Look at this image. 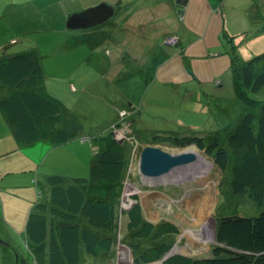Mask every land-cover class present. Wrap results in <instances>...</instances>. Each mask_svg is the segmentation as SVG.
Masks as SVG:
<instances>
[{
	"label": "rangeland",
	"instance_id": "374dc122",
	"mask_svg": "<svg viewBox=\"0 0 264 264\" xmlns=\"http://www.w3.org/2000/svg\"><path fill=\"white\" fill-rule=\"evenodd\" d=\"M67 1L72 2L74 0ZM243 2L245 1L230 0V22L227 23H237L241 19L240 24H238L240 25L238 35H241V30L249 29V21L244 17ZM6 6L7 4L4 3L3 8ZM156 15L150 22H158L164 17L161 13ZM224 32L230 35V39L232 38L233 33L231 31L228 33L225 30ZM189 33L192 32L188 30L183 35L187 34L186 39L188 37L193 40L195 33ZM196 34L201 35L197 31ZM221 35L225 44L223 32ZM214 36L212 34L211 38ZM173 37L170 40L169 38L165 39L166 37L163 38L164 45H169V48L173 47L174 50L171 53L180 50L179 48L175 49V36ZM232 41L238 42V47L241 46L237 37ZM65 45L66 43L63 46H58L57 52H54L51 58L58 57L57 59L62 63V67L59 69H64L71 77L70 79L75 80L76 90H71L70 83L66 82L70 79H65V77L60 79L48 76L50 80L46 81V87L50 95L53 88L55 97H61L60 94H63V104L68 111L74 112L81 124V129L65 143L58 144L48 139L33 144V148L36 147L34 154L39 162L37 164L41 169L40 173H37L38 171L35 169L36 174L41 176H36L41 183L37 185V188L41 190L42 184L46 185L44 178L55 173L68 177L66 179L70 181L71 177H88L89 165L94 152L102 145L99 136H104L105 133L113 131L114 128H116V132L113 131V138L124 143L127 148L124 174L115 186L117 219L112 248L109 251H100L97 258L82 253L79 264H137L134 262V257L138 252L134 253L135 251L133 252L129 247L131 233L126 229V217L120 213L121 210L126 211L133 203L134 199L131 195L138 196L144 217L148 221L155 225L168 221L177 227V233L167 235L163 239L171 244V253L189 257H210L212 248L215 245H221L215 241V219L227 215L249 217L261 212L264 208V201L257 205L250 202L247 196H234L230 189L229 172L221 170L214 163L213 158L197 148L196 145L176 147L169 141L158 143L152 141V137L157 135H197L204 137L205 142L217 137L220 143H224L229 130L236 125L239 118L249 110L255 113L260 108L259 104H248L241 99L233 82L231 66L227 67L228 63L226 64V60L224 62L223 55H211L216 53L214 50L205 55L210 60L213 59L215 74L220 79V82L216 81L219 86L214 84V79H210L209 83H203L201 87L202 81L209 79V74L205 76L200 71L202 74L197 76V71L193 70L194 74L189 70L191 61L194 63L192 66L200 64L202 61L199 54L190 52L191 49L179 56L172 55L158 64L162 66V69L150 85L152 80L149 82L148 79L152 72L151 68L154 61L161 60L159 55L151 57L150 68L136 76L134 69L129 66L132 61L127 60L126 68L122 66V62H115L114 65L110 62L112 67L103 64L107 61L95 64L87 60L90 53L84 52V46L80 48V46ZM232 48L234 47L232 46ZM252 50H239V54L244 59L250 54L263 53L264 46ZM183 58L187 59L184 63L180 61ZM203 61L209 60L204 59ZM46 62L49 63L47 60ZM175 63H181L184 66V71L176 70L174 68ZM91 71L96 72L97 75L95 76ZM111 72L113 77L110 75ZM147 83L149 84L147 85ZM200 88L209 94L224 98L221 100L208 99L210 104L221 103L225 105L226 102L229 103L222 115L212 107L213 105L192 104L193 101L186 98L184 91ZM145 90V94H147L145 99L148 100L150 97L149 102L153 105H148L146 108V104L143 103L141 106L146 115L149 114L150 117L154 118H148L144 121L143 127L137 129L138 126L136 127L134 124L135 120L132 122L130 114H121L117 106H119L121 96L127 97L130 101L134 98L138 100ZM158 91L163 92L166 98L155 100ZM243 92L245 93V91ZM180 94L184 95V100L177 98V95ZM245 97L264 99V92L261 91L259 94L246 92ZM162 103L167 106L160 108ZM15 143L14 139L7 142L4 138L0 139V144H3L2 148L5 150L13 148ZM146 145L158 146L170 153L197 150L200 156L209 163L201 162L196 168L194 163L191 166L175 169L171 171L172 173L162 177L146 178L138 172V156L141 148ZM33 178L35 179V177ZM44 190L46 191V189ZM95 192H98V189ZM3 193L4 191L1 192V194ZM124 195L126 196L124 197ZM39 199L41 198L39 197ZM4 204L6 207L7 201ZM13 207L17 209L16 206ZM3 219L1 213L0 221L5 223ZM5 226L0 224V264H12L16 251L28 253L29 247L26 244L28 240H24L19 233L14 232V229L7 227L9 237L5 236ZM210 230H213L212 238L209 234ZM43 258L44 256H38L36 264H48L47 260H43ZM161 261L162 259L147 264H161Z\"/></svg>",
	"mask_w": 264,
	"mask_h": 264
},
{
	"label": "trees",
	"instance_id": "16d2710c",
	"mask_svg": "<svg viewBox=\"0 0 264 264\" xmlns=\"http://www.w3.org/2000/svg\"><path fill=\"white\" fill-rule=\"evenodd\" d=\"M232 39L226 38L225 44L228 43V63L236 90L245 103L259 104L260 108L255 113L249 110L236 121L225 145L217 137L205 142L204 137L197 135H157L152 141H169L176 147L196 145L221 170L229 172L234 196H247L250 202L260 205L264 201V99L247 98L245 93L264 92V52L243 59L239 50L244 46L238 47ZM41 61L42 54L32 49L0 58V82L11 88V94L0 100V108L8 116L10 133L16 141L32 144L49 139L65 143L81 129V124L74 112L64 108L60 98L46 92L41 83L45 77ZM110 75L113 77L112 72ZM145 92L138 100L121 96L117 106L123 115L130 114L138 128L148 118H154L143 111V103L148 106ZM157 99L161 100V96L157 95ZM113 131L99 136L102 145L94 152L88 177H71V181L56 173L45 177L48 192L38 190L36 211L29 214L26 222L30 255L43 254L48 264H79L82 253L97 258L100 251L111 250L117 219L115 186L124 174L127 151L124 143L113 138ZM131 197L135 202L120 213L126 217V229L131 233L129 247L138 252L135 263L147 264L164 256L162 264H264V208L255 216L227 215L215 219V241L221 245L212 248L210 257L199 258L167 255L171 244L163 238L177 233V227L168 221L157 225L148 221L138 196ZM16 262L35 264L37 260H31L26 253L24 257L18 255Z\"/></svg>",
	"mask_w": 264,
	"mask_h": 264
},
{
	"label": "crops",
	"instance_id": "0c3cea01",
	"mask_svg": "<svg viewBox=\"0 0 264 264\" xmlns=\"http://www.w3.org/2000/svg\"><path fill=\"white\" fill-rule=\"evenodd\" d=\"M244 1V17L249 21V29L250 26L251 29L241 30V35L237 37V40L245 49L253 51L252 49L257 50L264 46V0ZM102 2L108 3L113 8L112 15L105 20L107 24L104 21L87 29H69L65 26L68 16ZM4 3L7 6L3 8ZM180 8L183 9V13L178 12ZM230 9V0H188L185 7L175 5V0H74L72 2L67 0H0V58L31 49L42 54L41 62H43L45 77L41 83L48 92L46 87V81L50 80L48 76L60 79L71 78L64 69H59L62 63L57 59L58 57L51 58V55L57 52L56 48L65 43V46H80V48L84 46V52L90 53L87 60L95 64L107 61L103 64L112 67L115 62H122V66L126 68L127 60L132 61L129 66L134 69L136 76L150 68L151 57L159 55L160 58L166 55L164 59L158 60L159 62H153L149 76V79L152 77V83L162 69V66L158 64L172 55L179 56L191 49L190 52L199 54L202 61L194 66L191 61L189 70L197 71V76L202 73L205 76L209 74V79L202 81L201 87L203 83H209L210 79H214V84L219 86L216 81L220 82V79L215 74L213 59L210 60L205 55L214 50L216 53L211 55H223L224 62L226 60V64L228 63V43L224 44L221 33L223 32V37L225 35L224 41L226 38L230 39V35L226 34L225 30L228 33L231 31L233 33L231 37L236 38L235 35L240 28L238 24L241 22L239 19L237 23H227L230 22ZM149 12L150 15H148ZM157 13L163 14L164 17L158 22H150L157 16ZM188 30L195 33L193 40L188 37L186 39L187 34L183 35ZM196 31L201 35L196 34ZM212 34L215 36L211 38ZM170 35L176 37L175 49H180L171 55L173 47L169 48V45L162 43L163 37ZM234 44L238 45V42ZM45 55L47 56L43 59ZM204 59L209 61H203ZM180 61L184 63L187 59L183 58ZM110 62L113 63L112 66ZM156 63L157 66H155ZM174 68L180 72L184 71L181 63H175ZM57 69H59L58 72ZM91 73L97 75L96 72L91 71ZM66 82L70 83L71 90H76L74 79ZM53 91H55L54 88L51 90V95L55 97ZM184 92L186 98L193 101L192 104L213 105L212 107L221 115L228 108V102L225 105L210 104L208 99L221 100L224 98L209 94L202 88ZM10 94L11 88L6 83L0 82V100L7 98ZM156 94L161 96V100L166 98L163 92L158 91ZM60 95L61 97L58 98L63 103V94ZM183 96L180 94L177 98L184 100ZM150 100L149 97L148 105H153L149 102ZM170 106L173 105L170 104ZM64 108L67 107L64 106ZM1 138L6 139V142L14 139L10 133L8 116L0 108ZM41 140L36 142H41ZM36 142L28 145L16 141L13 148L7 150L2 148L3 144H0V215L2 213L5 222L0 221V224L6 225L4 233L8 237L6 227L14 229V232L19 233L26 240L25 228L28 216L36 211L39 190L37 185L41 184L36 178V176H41L35 172V169L37 173L41 170L37 164L39 163L37 156L34 154L36 147L33 148V144ZM8 153L13 154L6 155ZM42 185L41 192L47 193V183ZM2 191H4L3 194H1ZM5 201H7L6 207ZM13 206H16L18 210ZM26 244L29 247L27 255L31 260L37 259L38 256L43 257V254L30 255L31 246L27 242ZM16 252L12 264H17L18 255L24 257L26 254ZM5 254H7L6 251Z\"/></svg>",
	"mask_w": 264,
	"mask_h": 264
},
{
	"label": "water",
	"instance_id": "95a60500",
	"mask_svg": "<svg viewBox=\"0 0 264 264\" xmlns=\"http://www.w3.org/2000/svg\"><path fill=\"white\" fill-rule=\"evenodd\" d=\"M187 1L175 0V5L185 7ZM112 11L111 5L102 2L68 16L65 26L69 29H87L107 20L112 15ZM178 12L183 13V9L180 8ZM194 163L196 168L201 162L193 152L170 153L158 146L146 145L141 148L138 156V172L146 178H158L172 173L171 171L175 169L191 166ZM171 254L173 253L169 251L167 255ZM160 263L162 264V261Z\"/></svg>",
	"mask_w": 264,
	"mask_h": 264
},
{
	"label": "bare ground",
	"instance_id": "6f19581e",
	"mask_svg": "<svg viewBox=\"0 0 264 264\" xmlns=\"http://www.w3.org/2000/svg\"><path fill=\"white\" fill-rule=\"evenodd\" d=\"M193 153L197 156V158H198V160L200 161V162H204L205 164H208L209 163V161H207L205 158H203L202 156H200V154L197 152V150H193ZM126 195H124V197H125ZM209 234H210V236H211V238L213 237V230H210L209 231Z\"/></svg>",
	"mask_w": 264,
	"mask_h": 264
},
{
	"label": "built area",
	"instance_id": "2783aa9c",
	"mask_svg": "<svg viewBox=\"0 0 264 264\" xmlns=\"http://www.w3.org/2000/svg\"><path fill=\"white\" fill-rule=\"evenodd\" d=\"M172 37H173V36L170 35L169 37H166L165 39L169 38V40H170ZM173 38H174V37H173ZM165 39H164V40H165ZM175 43H176V37H175ZM121 114H124V112H122Z\"/></svg>",
	"mask_w": 264,
	"mask_h": 264
},
{
	"label": "flooded vegetation",
	"instance_id": "af4514ba",
	"mask_svg": "<svg viewBox=\"0 0 264 264\" xmlns=\"http://www.w3.org/2000/svg\"><path fill=\"white\" fill-rule=\"evenodd\" d=\"M130 203H131V201H130ZM133 203H134V202H133ZM133 203H132V204H133ZM132 204H130V206H131Z\"/></svg>",
	"mask_w": 264,
	"mask_h": 264
}]
</instances>
